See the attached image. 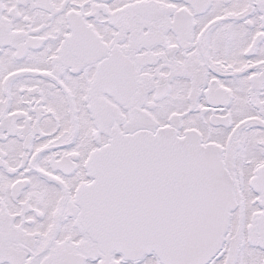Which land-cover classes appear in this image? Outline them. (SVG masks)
<instances>
[{
	"label": "snow or ice",
	"instance_id": "snow-or-ice-1",
	"mask_svg": "<svg viewBox=\"0 0 264 264\" xmlns=\"http://www.w3.org/2000/svg\"><path fill=\"white\" fill-rule=\"evenodd\" d=\"M0 264H264V0H0Z\"/></svg>",
	"mask_w": 264,
	"mask_h": 264
}]
</instances>
